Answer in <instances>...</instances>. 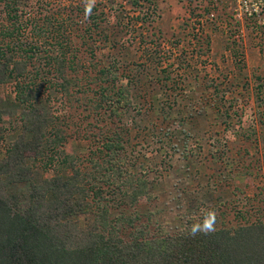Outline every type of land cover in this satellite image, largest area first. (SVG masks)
Wrapping results in <instances>:
<instances>
[{"label":"rangeland","instance_id":"374dc122","mask_svg":"<svg viewBox=\"0 0 264 264\" xmlns=\"http://www.w3.org/2000/svg\"><path fill=\"white\" fill-rule=\"evenodd\" d=\"M87 2L26 0L18 6L22 19L15 41L38 46L27 61L30 77L21 79L36 86L40 112L61 124L64 134L54 148L59 162L53 157L43 164L41 148L26 153L30 177L86 171L89 158L97 157L89 151L104 135L122 130L127 137L121 153L128 161L122 172L146 187L134 205L120 197L122 205L110 207L109 217L135 216L146 224L147 236L191 231L208 211L215 213L214 230L264 222V0H94L106 14L100 23L106 38L99 42L94 32L87 42L103 47L100 55L89 54L79 37L87 19L75 7ZM3 16L0 4L4 27ZM56 24L69 28L55 35ZM65 36L81 63L74 70L64 67L65 76L76 81L69 95L60 91V73L45 63L46 53L61 51L50 46L53 38L63 42ZM107 64L117 71L116 84L131 93L133 106L119 116L94 111L83 97L93 96L94 74ZM84 83L87 93H77ZM15 88L14 80L0 85V98H6L0 158L23 123ZM131 187L129 182L127 191ZM72 220L91 224L87 214ZM121 222V237L134 232Z\"/></svg>","mask_w":264,"mask_h":264},{"label":"trees","instance_id":"16d2710c","mask_svg":"<svg viewBox=\"0 0 264 264\" xmlns=\"http://www.w3.org/2000/svg\"><path fill=\"white\" fill-rule=\"evenodd\" d=\"M25 1L0 0L3 17L8 22L4 27L0 25V85L14 80V101L23 122L20 132L5 149L6 155L0 158V264H264V222L257 221L233 232L216 229L192 235L185 230L147 236L146 224L136 223L139 218L123 219L121 214L109 217L110 207L122 205L120 197L128 199V205H134L146 187L141 178L122 172L123 164L128 162L121 153L127 137H123L122 130L104 135L98 148L89 151L97 157L89 158L86 171L74 168L69 175L54 173L40 181L30 177L26 153L41 148L43 164L48 165L53 157L59 162L60 155L54 148L62 143L64 134L61 124L40 112L37 105L42 97L36 86L21 79L30 77L27 61L38 48L15 41L22 19L18 6ZM88 4L75 7L76 13L87 19L79 37L89 54L100 55L103 47L87 42V38L97 32L96 39L105 40L106 32L100 23L106 22V14L101 8L97 11L96 3L86 12ZM71 20L67 13V25ZM46 21L52 25L51 17ZM56 25L55 35L62 30L61 25ZM52 41L50 46L61 51L54 56L46 53L45 63H51L60 73V91L69 95L68 86L76 81L63 72L65 66L74 70L81 65L76 61L77 48L67 44V37L63 42L54 38ZM117 79L113 65L98 68L92 79L97 83L93 96L83 95L86 105L94 111L102 109L117 116L122 109L133 106L129 89L116 84ZM86 85L83 89L78 85L76 92L87 93ZM5 101L6 98H0V143L4 137L1 119L6 111L1 105ZM129 182L132 187L127 191ZM19 184L27 187L25 191L14 188ZM119 184L123 188L119 189ZM79 214H87L91 224L81 226L72 220ZM121 221L134 228L127 237L120 236Z\"/></svg>","mask_w":264,"mask_h":264},{"label":"clouds","instance_id":"9594fccd","mask_svg":"<svg viewBox=\"0 0 264 264\" xmlns=\"http://www.w3.org/2000/svg\"><path fill=\"white\" fill-rule=\"evenodd\" d=\"M94 3V0H89V4L86 8V12H90V9ZM215 224V213L212 211H208L204 214L202 223H195L191 227V234L196 235L198 232H212L214 231Z\"/></svg>","mask_w":264,"mask_h":264}]
</instances>
